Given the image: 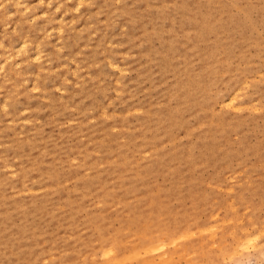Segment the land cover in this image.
<instances>
[{
	"label": "rangeland",
	"instance_id": "obj_1",
	"mask_svg": "<svg viewBox=\"0 0 264 264\" xmlns=\"http://www.w3.org/2000/svg\"><path fill=\"white\" fill-rule=\"evenodd\" d=\"M135 237L264 264V0H0V264Z\"/></svg>",
	"mask_w": 264,
	"mask_h": 264
},
{
	"label": "bare ground",
	"instance_id": "obj_2",
	"mask_svg": "<svg viewBox=\"0 0 264 264\" xmlns=\"http://www.w3.org/2000/svg\"><path fill=\"white\" fill-rule=\"evenodd\" d=\"M201 75H203V74H201ZM214 76H216V75H214ZM207 84H208V80L205 77L200 76L198 73L197 77L193 81L192 89H203V88L207 87ZM120 234L122 235L124 233H120ZM143 242H144V240L142 238L135 237V238H131L130 240H122L120 244L117 243V244H119V247L125 248V252H127V255H128L125 258H123L122 260H120V262L119 261L118 262L121 264H127V260H129L132 256L134 257L138 254L139 247H142L141 244Z\"/></svg>",
	"mask_w": 264,
	"mask_h": 264
}]
</instances>
